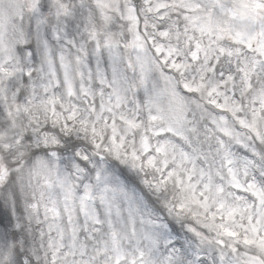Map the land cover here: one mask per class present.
<instances>
[{"label": "snow or ice", "instance_id": "1", "mask_svg": "<svg viewBox=\"0 0 264 264\" xmlns=\"http://www.w3.org/2000/svg\"><path fill=\"white\" fill-rule=\"evenodd\" d=\"M0 264H264V0H0Z\"/></svg>", "mask_w": 264, "mask_h": 264}]
</instances>
